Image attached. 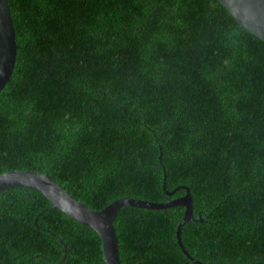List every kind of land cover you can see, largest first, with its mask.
I'll use <instances>...</instances> for the list:
<instances>
[{"label":"trees","instance_id":"1","mask_svg":"<svg viewBox=\"0 0 264 264\" xmlns=\"http://www.w3.org/2000/svg\"><path fill=\"white\" fill-rule=\"evenodd\" d=\"M0 174H50L102 210L188 186L182 240L205 264H264V40L220 0H10ZM39 191L0 192V264H106L103 241ZM185 207L126 206L122 264H197ZM36 220L38 222H36Z\"/></svg>","mask_w":264,"mask_h":264},{"label":"water","instance_id":"2","mask_svg":"<svg viewBox=\"0 0 264 264\" xmlns=\"http://www.w3.org/2000/svg\"><path fill=\"white\" fill-rule=\"evenodd\" d=\"M220 2L243 28L264 40V0H220ZM18 49L17 30L10 0H0V93L13 78ZM16 187H27L39 191L52 203L50 208L60 209L77 222L93 228L103 241L106 264H122L119 238L114 226L120 209L126 206L157 210L176 206L185 207V216L177 230L178 242L188 258L197 264H205L189 253L182 240L184 225L195 219L191 190L188 186H181L172 192L169 191L167 189V176L164 182V190L168 195H174L180 188H185L187 194L166 202L126 197L115 200L102 210L93 209L77 199L47 173L33 170H13L0 174V192ZM36 222L38 221L36 220Z\"/></svg>","mask_w":264,"mask_h":264}]
</instances>
